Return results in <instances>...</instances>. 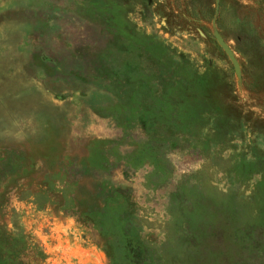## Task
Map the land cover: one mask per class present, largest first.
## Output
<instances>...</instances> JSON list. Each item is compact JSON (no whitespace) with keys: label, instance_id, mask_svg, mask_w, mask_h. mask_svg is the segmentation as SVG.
Here are the masks:
<instances>
[{"label":"rangeland","instance_id":"1","mask_svg":"<svg viewBox=\"0 0 264 264\" xmlns=\"http://www.w3.org/2000/svg\"><path fill=\"white\" fill-rule=\"evenodd\" d=\"M0 264H264V0H0Z\"/></svg>","mask_w":264,"mask_h":264}]
</instances>
